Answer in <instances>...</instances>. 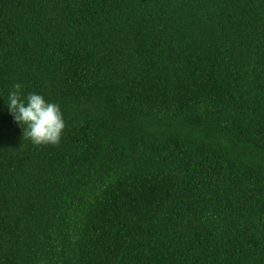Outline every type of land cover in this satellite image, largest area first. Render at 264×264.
Listing matches in <instances>:
<instances>
[{
	"label": "trees",
	"instance_id": "trees-1",
	"mask_svg": "<svg viewBox=\"0 0 264 264\" xmlns=\"http://www.w3.org/2000/svg\"><path fill=\"white\" fill-rule=\"evenodd\" d=\"M0 264H264V0H0Z\"/></svg>",
	"mask_w": 264,
	"mask_h": 264
},
{
	"label": "clouds",
	"instance_id": "clouds-1",
	"mask_svg": "<svg viewBox=\"0 0 264 264\" xmlns=\"http://www.w3.org/2000/svg\"><path fill=\"white\" fill-rule=\"evenodd\" d=\"M0 99L13 121L22 128V137L35 145L59 143L65 122L58 104L47 101L38 93L24 96L19 83L9 91L7 102Z\"/></svg>",
	"mask_w": 264,
	"mask_h": 264
}]
</instances>
